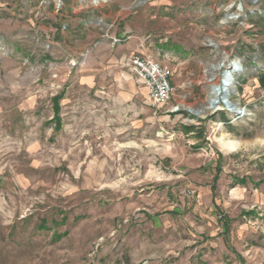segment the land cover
<instances>
[{"label":"rangeland","instance_id":"rangeland-1","mask_svg":"<svg viewBox=\"0 0 264 264\" xmlns=\"http://www.w3.org/2000/svg\"><path fill=\"white\" fill-rule=\"evenodd\" d=\"M262 17L264 0H0V264H264ZM133 40L174 70L168 104ZM223 60L242 113L204 110Z\"/></svg>","mask_w":264,"mask_h":264},{"label":"built area","instance_id":"built-area-1","mask_svg":"<svg viewBox=\"0 0 264 264\" xmlns=\"http://www.w3.org/2000/svg\"><path fill=\"white\" fill-rule=\"evenodd\" d=\"M129 66L137 79L148 90L149 103L153 107L168 104L174 97L176 87L173 82L174 70L152 55L132 54Z\"/></svg>","mask_w":264,"mask_h":264},{"label":"bare ground","instance_id":"bare-ground-1","mask_svg":"<svg viewBox=\"0 0 264 264\" xmlns=\"http://www.w3.org/2000/svg\"><path fill=\"white\" fill-rule=\"evenodd\" d=\"M56 1H59V0H56ZM96 1H99V0H96ZM103 1H106V0H103ZM241 11V9H240ZM234 17H237L236 15L233 16ZM225 60L223 61H220V62H217V63H212L208 69H207V76H208V80L212 82V84L210 85V94L212 95L208 101H207V104L204 108V110H212V111H216V110H219V109H223L224 107H226L229 111L235 113V112H238V113H242V109L237 106V104H234L233 102H231L228 98L229 94H230V90H232L234 87H235V72H237V70L240 69L241 67V62H239L238 60L235 61L231 67L229 69H232L234 68V71L232 72V76H227V74L225 73L224 76H223V84L222 82H220V79H219V75H218V70H221L224 66H225ZM217 85H221L222 86V92L219 94L222 95V99H227V102H226V105H224L222 102H220L219 104L217 105H212L211 107V103L213 101V98H215V96L218 94V92L216 91L215 87ZM193 112H198V113H201L203 111H200V110H197L193 107H189ZM221 145L226 148V149H234L236 148L239 143L237 141H233V140H228V139H225V138H221Z\"/></svg>","mask_w":264,"mask_h":264},{"label":"water","instance_id":"water-1","mask_svg":"<svg viewBox=\"0 0 264 264\" xmlns=\"http://www.w3.org/2000/svg\"><path fill=\"white\" fill-rule=\"evenodd\" d=\"M232 70H234V68H232ZM232 70L230 69H227L224 74L226 73L227 76H232ZM223 80H222V84H223ZM216 91L218 92V94L215 96V98H213V101L211 103V107L212 105H217L219 104L220 102H222L224 105H226V102H227V99H222V95L219 96V94L222 92V86L221 85H217L215 87ZM236 114H238V112H235Z\"/></svg>","mask_w":264,"mask_h":264},{"label":"crops","instance_id":"crops-1","mask_svg":"<svg viewBox=\"0 0 264 264\" xmlns=\"http://www.w3.org/2000/svg\"><path fill=\"white\" fill-rule=\"evenodd\" d=\"M129 44H131V48L132 49H135V51L133 52V54H135L136 52L138 54H147V53H145V52H147L146 45H145L146 44V40H139V41L138 40L137 41H134L133 40V41H130ZM162 63L167 64L166 62H162ZM148 98H149V95H148Z\"/></svg>","mask_w":264,"mask_h":264},{"label":"trees","instance_id":"trees-1","mask_svg":"<svg viewBox=\"0 0 264 264\" xmlns=\"http://www.w3.org/2000/svg\"><path fill=\"white\" fill-rule=\"evenodd\" d=\"M262 19L264 20V17H262ZM263 82H264V78H263ZM186 129L189 130V131H191V130L193 131L194 127H187Z\"/></svg>","mask_w":264,"mask_h":264}]
</instances>
